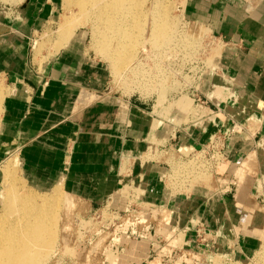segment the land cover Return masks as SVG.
Segmentation results:
<instances>
[{
	"label": "crops",
	"instance_id": "0c3cea01",
	"mask_svg": "<svg viewBox=\"0 0 264 264\" xmlns=\"http://www.w3.org/2000/svg\"><path fill=\"white\" fill-rule=\"evenodd\" d=\"M62 4L0 0L1 103L5 96L0 185L9 156H16L17 173L30 187H62L95 210L133 183L144 203L171 213L173 226L191 240L185 242L187 250L201 247L196 226L201 223L210 241L202 246L208 258L216 252L235 253L239 259L252 253L259 239L246 232V210L240 204L247 208L258 200L264 184V0H188L189 19L210 28L222 48L219 71L203 88L204 114L183 127L159 120L141 101L114 96L106 67L88 51L83 36L41 64L34 40L55 23ZM63 19L57 32L62 41H70L74 31ZM184 103L182 98L176 104ZM248 123L256 125L254 134L242 132L225 142L227 160L217 178H232L238 170L242 177L237 175L236 185L223 193L213 183L210 189L172 196L162 182L165 165L142 160L153 146L167 148L177 140V146L201 149L214 136ZM127 162L130 174L124 172ZM231 187L238 190L232 193ZM143 246L131 252L132 261L149 257L150 249Z\"/></svg>",
	"mask_w": 264,
	"mask_h": 264
},
{
	"label": "rangeland",
	"instance_id": "374dc122",
	"mask_svg": "<svg viewBox=\"0 0 264 264\" xmlns=\"http://www.w3.org/2000/svg\"><path fill=\"white\" fill-rule=\"evenodd\" d=\"M60 1L62 4V0ZM158 1L162 3V9L166 18L173 24L177 35H181L180 37L182 39L179 40L181 42L178 45L174 44L171 47L169 46L170 48L167 46V48L164 47L160 49L154 48L155 46L149 43L146 45L143 40L149 35L150 29L148 28L150 24L148 22L149 25H147V30L145 31V35H143L144 39L137 48V57L129 65L142 59L145 65L144 68H146L147 71L152 70L155 72L157 71L156 66L160 67L159 69L169 78V81L164 86L161 85V87H158L159 85L156 86L157 84H154V87L148 89L144 85L145 79L143 76L140 75V78H137L139 81L141 79L142 81L144 80L141 85L139 82L136 83V79L130 76V72L125 73L127 69L123 68L120 71L121 73H117L114 67V61L117 55V38H112V35H109L107 41L108 54L103 53V44L97 45L94 39L95 33L100 25L92 19L91 14H86L84 10H82L76 0H65V7H63L62 4L59 8L58 18L55 23L50 25L45 31L39 32L33 43L34 55L39 59L41 64H44L62 50V48L72 42L76 36H83L88 51L106 67L109 74L107 80L109 91L114 94V96L138 100L149 105L150 111L152 113L154 112L153 115L159 120L171 122L182 127L188 125L204 114V110L203 108L201 109V107H206L207 99L205 98L206 95L204 94L203 88L208 78L217 75L219 71L218 59L220 58L222 47L218 38L213 34L210 28L189 19L185 13L188 0ZM62 19L63 25H66L67 28L74 31V36L70 41H62V38L57 32ZM188 38H190V40ZM145 48L148 50L150 49L151 53L147 52ZM142 50H146L147 53ZM160 81L163 80L160 79ZM161 93H166L165 96L163 94V98L165 99L163 101H158L159 97H161L160 95H162ZM4 98L5 96H3L2 103L0 101V113ZM182 98H184L185 103L182 104L183 106L179 107L176 103ZM232 131L233 133L227 138H233L234 135L247 131L250 134H254L256 125L254 123H248L243 126L238 125L234 129L232 128ZM227 138L221 140L225 143ZM210 142L211 140L209 144ZM171 143L172 146H167V148H160L158 145L153 146L142 159L143 162H163L164 164L167 163L170 165L165 175L167 174L171 179L173 178V182L170 184L168 179H163V184L169 193L172 196H177L190 194L195 188L207 187L210 189L213 183H215L216 173H220L219 170L226 161L216 162V153H212L213 160L205 153H201L202 149L206 148L209 144L203 146L201 149L192 147L193 149L189 150L194 154L191 155V153H189L190 151L187 150L188 152L185 153L186 156H183L178 150L182 149L184 145L177 146V140H173ZM188 147L191 148V146ZM219 147H221V144ZM12 158L16 157L9 156L7 160ZM166 158H168V161ZM164 159H166V161ZM6 163L4 165L2 164L1 172ZM216 163L220 164L218 165ZM171 165H173V167ZM129 166L130 162L125 163V173L128 170L127 173L130 174ZM214 166L217 168H214ZM165 167H167L166 164ZM238 176L242 177L241 173ZM15 179L17 180L16 187L22 193L26 192L41 196L42 198L53 196V190L39 191L24 183L25 179L20 174V170L15 174ZM201 179H203L204 182L201 183L198 181ZM130 187L133 198L127 197L125 201H122L120 195V199L116 196L100 211L90 208L87 204L78 201L63 190L61 197H56L60 209L59 223L57 226V241L55 246L48 250V253L40 255L42 264H112L113 259L120 260V264H165L160 263L161 261L158 256L152 259H143L139 263L132 261L130 258L131 254L129 253V249L133 244L139 243L142 246L144 245L143 247L147 246L148 251L150 249V243L147 241L141 242L133 237L129 240L127 239L130 233L128 231L130 230L131 223H133L130 215L131 211L135 210L136 207L138 210L140 207H143L141 203L137 202V198L142 196L141 189L138 188L136 184L133 185V183L130 184ZM123 188L124 185L122 189ZM231 188L232 193H235L237 187ZM136 194L138 196L137 198ZM259 196L260 198L253 204H249L247 208H245V204H240L243 206V209L246 210L245 213H247L244 220V224L247 226L246 232L249 234L251 233L259 239L258 247L252 253H245L244 257L239 259L235 253L223 254L222 252H216L214 253L215 255H212V258H208L207 255L209 251H207L206 248H197V252H194L197 258L193 260L187 258L186 260L183 259L181 262L177 259H175V261L172 259L170 264H264V184L260 186ZM67 202L70 204L69 208ZM127 210L128 212L126 214L122 212L120 215H115L119 211ZM3 216L4 207L0 203V218ZM17 217V214H7L4 220L6 223L12 225ZM8 226L9 225H7L6 229ZM65 226H67L66 231L64 229ZM120 226L123 227L119 228ZM155 232L156 231H154L152 235ZM164 235L165 238L162 242V248L164 249L166 247L165 245L169 244L171 239L172 244L178 243L179 245L184 244L190 239L184 236L183 233L176 236L175 239L171 238L166 233Z\"/></svg>",
	"mask_w": 264,
	"mask_h": 264
},
{
	"label": "bare ground",
	"instance_id": "6f19581e",
	"mask_svg": "<svg viewBox=\"0 0 264 264\" xmlns=\"http://www.w3.org/2000/svg\"><path fill=\"white\" fill-rule=\"evenodd\" d=\"M76 2L86 14H91L92 19L100 25L95 33L94 39L97 45L103 44V53L108 54L107 41L109 35H112V38H117V55L115 61L113 60L117 73L123 68L127 69L125 73L130 72L131 75H129L132 76L133 79H136V83L139 82L141 85L144 80L142 81L141 79L139 81L137 78L140 75L143 76L145 79L144 85L148 89L154 87V84H157L156 86L159 85L158 87H161V85L164 86L169 81V78L159 69L160 67L156 66V73L150 69V71H147V69L144 68L145 65L142 59L129 65L137 57V48L144 39L143 35H145L147 25L149 24V35L143 40L146 45L149 43L155 46L152 47L160 49L164 47L167 48V46L171 47L174 44L178 45L181 42L179 41L182 39L180 37L181 35H177L173 24L167 20L161 2L158 0H76ZM188 39L190 40V38ZM145 49L147 52H150V49ZM146 50L142 51L146 52ZM160 79L163 81H160ZM1 93L0 87V94ZM161 94L158 101H163L165 99L163 98V94L165 96L166 93ZM181 150L188 152L187 150H189V147L184 146ZM16 164L15 159H10L1 172L3 179L2 185H0V203L4 207L5 217L3 216L0 218V264H42L40 255L48 253V250L52 249L57 241V226L59 223L60 209L56 197H61L63 189L62 187L53 189V196L49 198H42L41 196L26 192L22 193L16 187ZM171 166L173 167V165ZM238 171V175L240 173L242 174V171ZM203 179L198 181L202 183L204 182ZM168 182L171 184L173 178L171 179L169 176ZM131 196L130 184H126L124 190L121 192V200L125 201L127 197L130 198ZM68 202L67 205L69 208L70 204ZM7 214L18 215L16 221L12 225L6 223L4 220ZM7 225L9 226L6 229ZM66 227L67 226L64 227L65 231ZM177 244L178 243H175V245ZM137 245L139 244H133L129 249V253L132 255H130V257L132 258L134 255L131 252L135 250ZM119 262L120 260L115 259L112 264H120Z\"/></svg>",
	"mask_w": 264,
	"mask_h": 264
},
{
	"label": "built area",
	"instance_id": "2783aa9c",
	"mask_svg": "<svg viewBox=\"0 0 264 264\" xmlns=\"http://www.w3.org/2000/svg\"><path fill=\"white\" fill-rule=\"evenodd\" d=\"M231 133H233V131H230L228 135L214 136L210 144L206 148H203L201 153L203 152L207 156H210L211 160H213L212 153L213 154L216 153L217 159L215 161L225 162L227 160V157L225 154V143L221 139H226ZM222 137H225V138H222ZM220 144H221V147H219ZM189 149L191 150L193 148L191 147ZM178 152L180 154H183V156H186L185 151H182L181 149H179ZM189 153H191V155L194 154L191 151ZM166 159L168 161V158ZM166 159L164 160L166 161ZM160 163H162L163 165L166 164V166L168 167V168L166 167L167 169L170 168V165H168L167 163L165 164L163 162H160ZM216 164L219 165L220 163H216ZM214 168H217V167L214 166ZM168 176L169 175L167 174L163 176L162 182L164 178L168 179ZM236 181H237V174L232 176V178H217L216 176V179H215V183L219 187V192H222V193L225 192L229 186H235ZM131 197L133 198V194ZM137 197L138 196L136 194V198ZM137 202L141 203L143 207H140L139 210L136 207L135 210L131 211L130 215H131V219L133 220V223H131L130 230L128 231L130 233L127 236V239L129 240L131 237H133L134 239L140 240L141 242L142 241L149 242L150 243V255L148 259H152L155 256H158L161 261V262L159 261L160 263L170 264L172 259L173 261L177 259L179 262H181L183 259L186 260L187 258H191L193 260L197 258L194 255V252H197L196 250L195 251L187 250L185 247V243L180 244V245L172 244V239L169 241V244L165 245L166 246L165 249L162 248V245H163L162 242L165 238V235H164L165 233L168 234V236H170L171 238L175 239L176 236L181 235L183 232L178 230V227L173 226V224L171 223L172 222L171 213L165 210L163 207L144 203L142 196L137 198ZM102 209L104 208L97 209L96 211H100ZM122 212L126 214L128 210L119 211L115 215H120ZM196 226L198 228V240H199L198 243L201 246L200 248H202L203 245L208 244L210 241L206 238L204 225L201 223H197ZM122 227L123 226H120L119 228H122ZM156 227H157V230H156ZM154 231L156 232L152 235ZM190 241L191 240L189 239L188 242ZM197 248H199V246H197ZM212 249L215 250L214 245L212 246Z\"/></svg>",
	"mask_w": 264,
	"mask_h": 264
}]
</instances>
